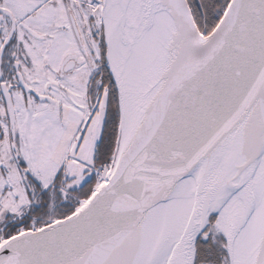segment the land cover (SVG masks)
<instances>
[{"label":"snow or ice","instance_id":"obj_1","mask_svg":"<svg viewBox=\"0 0 264 264\" xmlns=\"http://www.w3.org/2000/svg\"><path fill=\"white\" fill-rule=\"evenodd\" d=\"M0 264H264V0H0Z\"/></svg>","mask_w":264,"mask_h":264}]
</instances>
